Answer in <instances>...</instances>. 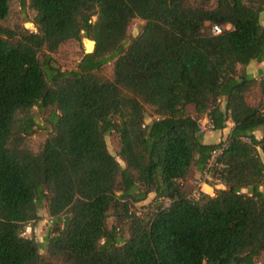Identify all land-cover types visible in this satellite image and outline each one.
<instances>
[{"label":"trees","instance_id":"obj_1","mask_svg":"<svg viewBox=\"0 0 264 264\" xmlns=\"http://www.w3.org/2000/svg\"><path fill=\"white\" fill-rule=\"evenodd\" d=\"M11 2L0 0V264H257L264 73L246 67L264 62V0H21L32 29L5 24ZM134 19L144 25L125 46ZM83 39L93 50L57 67ZM203 119L232 128L220 188L193 201L188 182L223 143H204ZM41 208L43 253L23 235Z\"/></svg>","mask_w":264,"mask_h":264},{"label":"rangeland","instance_id":"obj_2","mask_svg":"<svg viewBox=\"0 0 264 264\" xmlns=\"http://www.w3.org/2000/svg\"><path fill=\"white\" fill-rule=\"evenodd\" d=\"M34 16V13L29 10V8L25 5L24 8H22L21 0H12L11 2V13L9 16V19L5 23L6 25H9L10 27L15 26L16 24H21L27 29H32L33 24L31 23V20ZM260 23L264 27V12L260 16ZM144 25V22L139 19H134L127 31V39L125 41V46H127L131 40L138 35V33L141 31L142 27ZM228 27H226L227 29ZM94 48V44L91 41H88L86 39H83L80 44H71L70 46H66L63 48V50L55 57V63L56 66L59 67L62 70H68L72 69L75 64L77 63L78 59L80 58V55L86 52H91ZM246 71L253 75L255 78L259 79L260 75L264 73V62L263 64H258L255 62H251L247 67ZM259 94V93H258ZM250 104L255 101L250 98L248 100ZM150 119L146 120V123L149 122ZM232 127L231 122H227V127L224 130V133L214 132L212 130L204 133V141L206 143H212L218 144L220 142H223L229 133L230 128ZM47 136L46 129H40L37 130L36 133L28 139V145L33 151H37L40 145L43 143ZM255 136L257 139H260L262 134L260 131L255 132ZM105 142L108 151L112 156L116 158L118 163L123 166L122 161L117 156L119 147H118V141L116 137L113 134H107L105 135ZM260 156L262 157V154L260 153ZM263 158V157H262ZM202 172H195L194 177L191 181L188 182V185L194 189V181L197 178H200ZM210 185L215 188L219 189L220 187L216 186L215 182L212 181ZM261 191L264 192V186L261 187ZM209 196H214L209 195ZM154 196L149 195V197L142 203L138 204L137 206H146L148 203H150L153 200ZM164 205L167 206L169 201L165 199ZM137 207V208H138ZM38 217L39 221L34 225H28L25 226L23 229V235L27 238H34L40 245V252L43 253L45 250V237L47 236L49 230H50V219L47 216L45 210L43 208L39 209L38 211ZM114 222L113 218H109L107 220V224L110 227ZM127 237V235H125ZM264 262V255L257 259V264H263Z\"/></svg>","mask_w":264,"mask_h":264},{"label":"built area","instance_id":"obj_3","mask_svg":"<svg viewBox=\"0 0 264 264\" xmlns=\"http://www.w3.org/2000/svg\"><path fill=\"white\" fill-rule=\"evenodd\" d=\"M211 32L213 35H218L221 30L218 27H212ZM198 126L201 133H206L212 130L211 123L206 120H198ZM227 143H223L217 147L212 153L207 166L203 169L200 178L194 181V189L188 196L193 201H197L201 194L213 195V187L210 185L212 181L215 182L216 186L222 184L221 171L224 168L223 165L217 164L218 158L221 156L223 151L226 149Z\"/></svg>","mask_w":264,"mask_h":264},{"label":"crops","instance_id":"obj_4","mask_svg":"<svg viewBox=\"0 0 264 264\" xmlns=\"http://www.w3.org/2000/svg\"><path fill=\"white\" fill-rule=\"evenodd\" d=\"M261 64H263V63H261ZM231 128H232V127H231ZM231 128H230V130H229V133H230V131H231ZM214 132H215V131H214ZM219 133H224V131H223V132H219ZM229 133H228V134H229ZM204 143H205V144H215L214 142H212V143H206L205 141H204Z\"/></svg>","mask_w":264,"mask_h":264}]
</instances>
